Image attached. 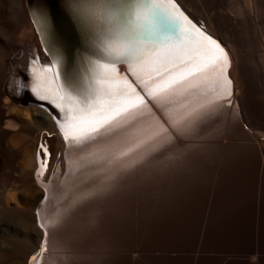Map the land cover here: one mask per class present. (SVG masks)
<instances>
[{
    "label": "bare ground",
    "instance_id": "bare-ground-1",
    "mask_svg": "<svg viewBox=\"0 0 264 264\" xmlns=\"http://www.w3.org/2000/svg\"><path fill=\"white\" fill-rule=\"evenodd\" d=\"M175 1L180 6L182 13H177L174 11L172 14H170L169 17L170 18L172 17L175 19L176 32L173 34L172 39L180 47L177 48L176 50H174L171 53V55L169 56V58L163 64L160 65V68H161L160 72L157 73L155 71H152V72L145 73L143 80L138 79L136 76H133L131 73L129 74L128 69L125 65L120 66V68H119L120 72L128 75L129 83H130L132 89L134 90V92L138 94V96H136V95L131 96L126 103H122L117 108H115L114 110L107 112V114L104 116L105 122H103V126L98 127V130L96 132L91 133L90 135L86 136L80 142H76V141H73L71 139L65 141L64 135H63L62 130H61V124L63 123L62 118H61V120H57L46 109H43L37 105H31V106H29L28 109L20 107L21 109H24V112H25V110H26V112L33 111L34 114L36 112L37 115H40L41 121L39 120L40 122L39 121L38 122L42 126L48 127V128L45 127V129L48 130V133H54L52 136L54 139H56L55 142H57L56 146H57L58 150H56V152H58V155L53 154V151L51 150L50 142L52 139H50V138L52 136L48 135V137H47V135L44 133L45 135H44V137H42V132H38L37 129L30 126V124H25L21 121V119L19 120V119H16L14 117L15 120L14 119L13 120L16 121V122H14V123H16V126H17V124H20L21 125L20 131L22 133H25V134H22L23 137H26V134H27L28 136H30L29 139L33 141L32 145L29 146V148L32 147V150H31V153L29 152L30 154H28V156H30V157H29V160L27 162L28 165H26L29 168H32V172H29V170L27 171L26 169H25L26 171H24L23 169L21 170L19 163H17V161H16V160H18L17 158H18L19 154L21 153L20 152L21 148H19V146L17 144H15V142H14L16 139V136H12V135L10 136L9 133H6L5 131H4L5 133L3 131L0 132V264H50L51 262H48L49 261V260H47L48 258L52 259L51 261L55 264H63V262H65L66 255L60 254L63 258V259L62 258L61 259L64 261L60 260L59 257H56L57 255L54 257L51 255V239L52 240L54 239V241H57L59 238L62 239V237L64 235L61 237L59 231L66 228L69 224L73 223L72 220H73L75 214L77 212H79L80 210H82L86 204L92 203V209H93V207L95 205L101 206L102 203H104V202L107 203V202L114 200V198L116 197V195L120 189L126 188L128 185L131 184V182L133 180H135V179L137 180L141 175H142V177H144L143 174H146L144 172L147 170H150V167H152V165L156 166V164H160V162H162V164H163L164 160L167 161L170 158L172 159V154H173L172 149L198 147L199 144H201V143L203 144L206 141L210 140V138L213 137L215 134L217 135V132H219V130L221 131L220 133L223 134L220 137V134L218 133L219 137H220L219 139L220 140L222 139L220 143L222 145L223 144L225 145L226 141H228L230 138H232V136L230 137V135H231V133L233 134V131L231 133L229 131V130H231L232 126H234L235 124L240 125L242 120H245L244 119L245 114H243L242 105L240 106L239 100L237 97L238 92L236 89L235 78L233 79V77H232V75L234 76V72L232 74V71L234 69V64H235L234 63V60H235L234 51L235 50L233 48L232 43L229 41L230 39L223 37L225 34L224 35L220 34V31H218L216 29V27H214L212 25L208 16L204 15L203 13L202 14L199 13L200 11L197 12L196 10L195 11L190 10V8H188V6L185 5L183 0H175ZM245 1H246L245 5L248 6L250 10L253 11V8H252L253 6L250 7V5L253 1L252 2H251V0H245ZM1 2L5 3L3 0H1ZM8 5L9 6H4V4H3V7H6V9H8L7 7L11 8L10 9L11 12L16 11V9L22 10L21 16H23L25 19L23 18V20H24L23 21L22 18L20 17L21 18L19 20L20 26H17V24H16V26H14L15 23H14V25L12 23V26H9L6 23H5L6 25L3 23V22H5L4 21L5 19H2L0 16V19H1L0 22L3 20L0 23V91L4 87L9 86V89L12 91V93L19 95V96H22V90L21 89L23 87L22 86L23 81L20 78V73L22 71H25L28 75H30L32 77V79L34 81V85H35L37 83L36 78H35L37 68H39V67L44 68L46 73L48 74V76L51 77L54 75V71H53L54 67H53L50 59L46 56V54L43 51V48L40 44L39 37L36 34L35 28L31 22V19H30L29 11H28V8L26 5V0H8ZM0 6L2 8V5H0ZM22 6H23V8H21ZM159 7H162V10H165V1L164 0H161V4L159 5ZM3 9L5 10V8H3ZM247 12H249V10H247ZM3 14L5 15V13H3ZM18 14H20V13L18 12ZM18 14H17V17L19 16ZM251 14H253V12ZM247 15L248 14H246V16ZM250 15H248L247 17H251ZM15 17H16V14H15ZM15 17L12 18V16H11L9 18L8 17H6V18H8V20L9 19L11 20V18L15 20V19H17ZM16 21H18V20H16ZM185 31L198 32V33L203 34L204 36L210 37L212 40L217 41L219 43V45L222 46L224 51L220 52L218 49H215V46H212L213 49H215V55L214 56L205 57L202 54H198L195 51V49L197 47V45L195 43H186L185 40L182 39V33H184ZM19 32H20V36H18ZM23 44H26V48H25L26 51H28V48L30 50L29 55L27 57V60L21 61L24 65H26L27 68L22 69L19 66H16L17 67V68H15L16 74L14 76L15 79H13L12 78L13 77L12 69L7 64V61L9 59V57L11 55H13L14 53L17 54V56H20L22 54L19 52H20V50L23 49ZM224 53H226V55ZM261 54H263V51ZM25 62H27V63H25ZM235 62H237V61H235ZM181 67H183L185 69L190 68L191 71L185 70L182 74H177L176 70L178 68H181ZM236 68H237V64H236ZM169 72L172 73L171 77L168 76ZM234 77H236V76H234ZM162 78L166 79L167 83H165L161 87L157 88V86H156L157 82L161 81ZM6 93H7V91H6ZM33 94L37 98H39L34 92H33ZM1 95H3V94H1ZM0 99L3 100L2 97ZM17 103L18 102L14 100L13 103L9 106V108L11 110H16L18 113L21 111V109L17 107V105H16ZM2 107H0V115H2L1 114L2 113ZM41 109L44 110L45 112L42 111ZM60 115H62V114L60 113ZM36 119H38V118L36 117ZM58 121H60L61 124H58ZM1 122H2V120L0 118V123ZM11 122L13 123V121H11ZM99 123H100L99 121H92L87 125V127H89V128L96 127V126H98ZM36 125H39V124H36ZM249 128L255 133V135L252 136V139L254 138V141H255V139L258 138V136H257L258 134L251 127H249ZM236 129H237V127H236ZM238 129H240V128H238ZM234 131H235V129H234ZM237 131L238 130H236V132H235L236 134H238ZM235 133H234L233 138L238 137L237 139L241 140L243 138V140H244V137L240 136L241 132H240V134H238L240 136V138L238 135L235 136L236 135ZM236 138H235V140H236ZM180 139L182 140V142H179ZM213 139H215V138H213ZM213 139H211V140H213ZM246 139L247 138H245V140ZM239 140H237V141L240 142ZM231 141H232V139H231ZM231 141H229V142H231ZM233 141H234V139H233ZM213 142H215V141H213ZM229 142H228V144H229ZM206 144H208V143H206ZM239 144H237L238 149L240 147ZM39 145H41L40 149H39ZM229 145L231 146L230 149H232V146L234 145V143H233V145H231V144H229ZM229 145H227V146L229 147ZM242 145H244V144L242 143ZM247 145H249V144L247 143ZM250 145H253V144H250ZM256 145L254 144L253 147ZM227 146H225L226 147L225 149H227ZM234 147H235V145H234ZM250 147H252V146H250ZM256 147H258V146H256ZM218 148L220 149V147L217 146L216 149H218ZM235 148H233V149L236 150ZM257 149H255V150H257ZM223 150H224V148H223ZM248 150H250V149H247V151ZM252 150H253V148H251V152H252ZM213 151L219 152V151H216L215 149ZM213 151H211V153H213ZM225 151H226L225 152L226 154H230L232 152L231 150H228V149ZM227 151H230V152L227 153ZM240 151H242V154H244L243 150H241V149L238 150V152H240ZM235 152L237 153V150ZM256 152H258V151H256ZM204 153H206V152H204ZM204 153H203V155H205ZM211 153L209 152V154H211ZM232 153H234V152H232ZM245 153H249V151L245 152ZM257 154H259V153H257ZM214 155H216V157L219 156V155L217 156V154H214ZM57 156H59L58 159H57ZM209 157H210V161L213 158L215 159V160H212L215 162V164L217 163L216 161L219 160V158L212 156V154ZM224 157L226 158V156H224ZM251 157L254 158L255 156L253 157V155H252ZM239 158H237V160H239ZM246 158H244V160L245 161L248 160L247 165H249L248 162L252 163L251 160L250 161H249V159L246 160ZM259 158H261V157H259ZM222 159H224V158H222ZM229 159H230V162L232 163L233 160L236 158H233L232 161H231V158H228V159H226L225 162L230 163V162H228ZM207 160L209 161L208 158L205 161H207ZM177 161H179V160H177ZM199 161H201V160L199 159ZM235 161L236 160H234V162ZM192 162H194V161H192ZM192 162H191V165L187 164V163L186 164L190 165V168H191L193 165ZM209 162H207L208 163L207 165L210 164ZM237 163H238V161H237ZM237 163H236L237 166H235L234 169L231 168L232 170H235V168L239 167V166H243L245 168V166L243 165L244 163H242V161H241V165L239 164L240 162L238 164ZM256 164H258V163H256ZM187 165H185V166H187ZM203 165L206 166V162ZM221 165L224 166V168H226V169L230 168L228 164H227L228 166L226 165V163L222 162ZM231 165H233V164H231ZM250 165H252V164H250ZM250 165H249V167L251 168ZM200 166H202V163H201V165H199V167ZM211 166L212 167L214 166L213 162H211V165H209L210 168H211ZM188 167H185L186 171L184 170V167H183V170L181 169L183 172L185 171L183 173L184 175L186 174L187 171L190 170V168H189V170H187ZM193 167L195 168V165ZM209 167H207L205 170L209 171V173H208L209 175L208 174L207 175L210 177L212 175L211 174L212 171H210L211 169ZM214 167H213V169H214ZM221 167H220V172L222 173L223 169L221 171ZM227 167H229V168H227ZM231 167H233V166H231ZM259 167H260V165H259ZM172 168L176 169L177 165H176V167H174V165H173L171 167V169ZM204 168L202 167V169H204ZM191 169L193 170V168H191ZM199 169L200 168H198V170ZM260 169H261V167H260ZM177 170L179 172H181L180 169H177ZM177 170L173 169V172L174 171L178 172ZM192 170H190V172ZM205 170H203V171H205ZM215 170L216 169L213 170L214 171L213 175L215 174ZM232 170H230V172ZM245 170H246V168H245ZM199 171H198V173H199ZM235 171H237V173H236V175H237L238 170L236 169ZM235 171H233V172H235ZM241 171L243 172L244 169L242 168V170H241V167H240V174H238V175L244 176V174L241 175ZM158 172H159V170H158ZM201 172H202V170H201ZM206 172L207 171H205L203 173H206ZM226 172L227 171H225L224 172L225 174L223 173L222 176L221 175H218V176L225 178L226 176H223V175H228ZM195 173H196L195 174L196 176H199V179L203 175V174L198 175L197 172H195ZM243 173H245V171ZM262 173H264V172H262ZM167 175H168V173H167ZM193 175H194V172H193ZM195 175L192 177L189 176V178L190 177L193 178V177H195ZM204 175H206V174H204ZM207 175L205 177L203 176L204 177L203 182L206 181L208 183V181H209V183H210L211 178H213V177L211 176L210 180L207 181V178H209V177H207ZM245 175H246V173H245ZM248 175L251 176L250 172ZM248 175L246 177H249ZM254 175H252V176L255 177V179L253 177H249V179L253 178L254 180H258L257 178L260 177L259 173L254 174ZM256 175H258V176H256ZM175 176H177V175L172 176V178L174 177L173 180L175 179ZM187 176L188 175H186L184 177V176L180 175V177L181 178L184 177L185 180H186ZM160 177H162V176H160ZM166 177L167 176L165 175V178ZM169 177H171V174L167 178H169ZM180 177L176 178V181L179 182V180H180L179 183L182 184L183 181H181V180H184V179L183 178L180 179ZM229 177H234V179L236 180V178H235L236 176H234V174H233V176L231 175ZM172 178H169L170 182L173 181ZM189 178L187 179L188 182L190 180ZM197 178H196V181H197ZM218 178H220V177H218ZM224 178L223 179L220 178V179L226 180ZM237 178H238L237 181L234 180L236 184H239L237 182H241V181H238L240 179L242 181L245 180V179H243V177L240 179H239V177H237ZM24 179H27L29 183L33 182L34 185H36L38 192H40L38 194L41 195V197L39 199H37V201H36L38 203L30 201L29 199H25L23 197V195L25 193L22 194L21 192L20 193L17 192L18 191L17 186H19V184L22 183L24 181ZM30 179H31V181H29ZM169 179L165 180V181L163 179L162 180H163V182H166V181H169ZM193 180H195V179H193ZM202 180H200V182ZM213 180H215V179L213 178ZM157 181L159 184L160 181L159 180H157ZM220 181H219L220 185L222 183H223V185L225 184V182L220 183ZM230 181H232V180L230 179ZM247 181L245 182V185L242 184V182H241L242 186L243 185L246 186L245 188L243 186L244 189H247V185H246ZM250 181L247 183V184H249V186H251ZM170 182H168V183L170 184ZM186 182L184 181L183 184H185V185L188 184L190 186L189 190H191L192 189L191 187H193L194 185L192 186V184L190 185L189 183H186ZM192 182H194V181H191V183ZM200 182H198V183H200ZM206 182H205V184H206ZM213 182L214 181H212V184H213ZM217 182H218V180H217ZM228 182L226 181V185H225V187H227V189L225 190L226 193L228 192V188H229ZM179 183L177 185V183L173 182L172 185L174 184V185H177V187L179 186L178 189L180 191L179 190L178 191L182 192L183 188L181 187L182 190L180 189L181 185ZM209 183H208V185H209ZM233 183L234 182H232L231 184H233ZM258 183L259 182L257 181V184ZM149 184H151V183H149ZM158 184L156 183V186H154L152 184L151 185L154 186V189H155V188H157ZM193 184H197V183H193ZM234 184H233V186L230 185V189H234ZM168 185L167 186L161 185L162 188L160 190H162V192H164L163 189L165 187L164 190L166 191V193H167V191L170 192L172 190V188H175V191H177L176 186L172 187L171 184H170L171 190H167V189H170L168 187ZM202 185H203V183H202ZM218 185H216V187ZM152 186L149 189H147V188L145 189V190H147L146 195H145V190H143L144 192H142L143 193L142 200L144 198L147 200L148 198L152 197L150 195H147V194H151L150 192L153 190ZM198 186H200V185H198ZM204 186L205 185L200 186V190H202ZM147 187H149V186H147ZM166 187H168V188H166ZM188 187H187V189H188ZM196 187L197 186L194 187L195 190L198 189ZM205 187H207V185ZM222 187L218 186L219 189ZM235 187H237V186L235 185ZM262 187L264 188L263 183H262ZM262 187H260V190H264V189H261ZM208 188L210 189L209 186H208ZM239 188L240 187H238V189ZM243 188L241 187V189H243ZM251 188L250 189L253 190V192H255L256 189L259 191V186L255 190L253 189V187H251ZM150 189H152V190H150ZM222 189H224V187ZM222 189H220V191ZM148 190H150V192ZM212 190H214V189H212ZM215 190H216L215 192L218 193L219 190L217 191V188ZM237 190H234V191L237 193L238 192ZM204 191L205 192L207 191L206 195H208L210 193V192H208V190H204ZM232 191L233 190H231L229 192L232 193ZM234 191H233V194H234ZM240 191H242V190H240ZM249 191H247V193ZM12 192L15 194H13ZM154 192L155 191L153 190L152 194H154ZM177 192H175V194H174V196L175 195L177 196V198L175 197L176 201H177V199L182 198L181 196L176 194ZM187 192L191 193L192 191L189 192L187 190ZM194 192L195 191H193L192 193H194ZM221 192H224V190ZM229 192H228L229 197H225V196H227V194L225 192H224L225 196L223 195V193H220L219 195L222 197V199H221V197L218 198L219 196L217 195L218 200L216 199V196H215L216 194H215L213 197V201H214V199H216V201H219V200L223 201L224 200L223 202L228 203V201H230V200L232 201V199H233L232 202L235 203L234 201H236V200H234V199L237 196H234L235 194L234 195L231 194V197H232V199H231ZM243 192H240V193H243ZM262 192L264 193V191H262ZM159 193L162 194L161 192H159ZM185 193H186V191H185ZM192 193L190 195H192ZM199 193H200V196H202L201 195L202 192H199ZM251 193H252V191H251ZM163 194L165 195V197L166 196L169 197V195H167L168 193L165 194V192H164ZM171 194H173V193H171ZM178 194H180V193H178ZM196 194H198L197 190H196L195 195L190 196L188 198H185V197H187V196H185L187 194H185V195L182 194V195L184 196V199H187V201H189L191 203L193 200L191 201L188 199H191V197H193L194 199H197V198H195ZM252 194L250 195V193H249L250 196L248 195V197H250L251 200L253 199V196H254V198H256V196H257L256 192L253 196H252ZM144 195L147 196L148 198L144 197ZM164 195H162L161 198ZM203 195L206 197L205 194H203ZM237 195L239 197L240 194L237 193ZM178 196H179V198H178ZM208 196L210 197V194ZM251 196H252V198H251ZM261 196H262V194H261ZM167 197H166V199H167ZM224 197H225V199L229 198V200L225 201V199H223ZM240 197L242 198L243 196H240ZM244 197H246L245 194H244ZM128 198H127V200H128ZM139 198H141V197H139ZM175 198H174V200H175ZM241 198H239V199H241ZM12 199L16 201L15 204L10 203V201H12ZM168 199H170V198H168ZM168 199H167V201H168ZM181 200L184 201L183 198ZM256 200H253V201H256ZM262 200H264V198H262ZM129 201L127 203H129ZM145 201H143V202H145ZM149 201H147L146 203H148ZM162 201H163V206H164V202H167V201L166 200L164 201V199ZM170 201H171V199L169 200V204L167 202V204L169 206H170ZM198 201L199 200H196V201L194 200L195 203L197 202L196 203L197 206H198ZM216 201H214V202H216ZM239 201L241 202V200H239ZM243 201H246L245 198H243L242 202ZM247 201H248V203L243 202V203L248 204L246 206H249V204H250L249 202H251V203L253 202V201H249V199H247ZM220 202H218V204H217V202L214 203L215 205L217 204L216 205L217 207L214 204H212V206L214 205V208L216 207L215 210L211 207V210H213L214 213L220 211L218 209H220L221 207L223 208V206L225 207L227 205L226 203L221 202L223 205L220 204L221 205L220 206L219 205ZM232 202H230L231 205H232ZM40 203H42V205H40ZM125 203L126 202L124 201V204ZM172 203H173V201H172ZM178 203H179V201L175 204L178 205ZM185 203H187V202H185ZM185 203L181 202L179 204H180V206H182L181 204H183V207H184V206H186V205H184ZM201 203L202 202L199 203L200 207H203V206H201ZM205 203H202V205ZM210 203L211 202H209V206H210ZM230 203H228V204L230 205ZM240 204L244 205L242 203H238L237 205L236 204L232 205V207H234V206L236 207V209H237L236 212H235V209L230 207V208H232L231 210H233L234 214L235 213L237 214L238 212L244 214L245 212H247L246 209L243 211L244 208L241 207ZM129 205H127L128 209H129ZM133 205H134V203H132V205H130V208H131V206H132V208H134ZM187 205H189V206H187L188 210H186L188 212L190 210L189 208H191L193 206H190L189 203H187ZM191 205H193V203ZM229 205H227L228 207L227 206L226 207L229 208ZM161 206H162V204H161ZM163 206H162V209L165 210V207L163 208ZM167 206H166V208H169ZM218 206H220V207H218ZM237 206H239L241 208V209H239V210H242L241 212L238 211L239 207H237ZM253 206H254V202H253ZM125 207L126 206L122 207L123 211H126ZM140 207H142V206L140 205ZM178 207H179V205H178ZM183 207H180V208H183ZM194 208H195V205L193 207V210H194ZM262 208H264V204H263ZM96 209L94 211H96ZM107 209H108V207H107ZM107 209H105V210H107ZM116 209H118V208H116ZM203 209H207V207L205 208V206H204ZM253 209H254V207H253ZM253 209L251 211H253ZM36 210H37V214H36ZM129 210H127L126 212H128ZM180 210L181 209H179V211ZM200 210H201V208H200ZM227 210L230 211V209H226V211ZM248 210H249V208H248ZM221 211L218 212V213H221L220 216L217 213H215V215L217 214L219 216V217L218 216L217 217L222 219V220L217 219L215 217V219L218 221H216L214 218H213V220H214L213 221L212 218L209 216L210 217L209 219H211L213 221V226H214V222L215 223L218 222V224H221L223 222V220L226 218L225 217L223 219V217L227 214V212L225 214V208H224V210H221ZM254 211L259 213V211L255 210V209H254ZM91 212H93V211H91ZM160 212H163V210ZM200 212L202 213V210L199 211L198 213H200ZM249 212L246 213L247 214L246 216L249 217V220L251 219L250 220L251 222L256 223L257 220L255 218H253L254 215H252V217L250 218ZM263 212H260L262 214L261 215L262 217H260L261 219L259 218L260 221L262 220V222L260 223V227H262L261 225H264V223H263L264 220L262 219L264 217ZM174 213L178 214L179 212L177 211ZM239 213L237 216L240 215ZM96 214H99V213H96ZM116 214H118V211ZM116 214H114V215H116ZM222 214H225V215L222 217L221 216ZM109 215H110V212H109ZM112 215H111V217H109V216L108 217L112 218ZM227 215H230L229 212ZM237 216H235V217L237 218ZM241 216H244V215H241ZM255 216H257V215H255ZM90 217H92V216H89V218ZM94 217L96 218V216H94ZM104 217H105V215H104ZM230 217H232V216H230ZM230 217L226 218L227 219L226 221L228 224L231 221L234 222L233 220L230 221ZM248 217H245L242 219H245L244 221H246V220H248L247 219ZM89 218H88V220H86L87 218H85V219L83 218V220H85V223H86V221L87 222L89 221ZM97 218H98V215H97ZM92 219H94V218H92ZM104 219H106V217L103 218V220H100L98 218V221L100 220V222L97 221L99 223V226L97 223V227H100L101 225H103V227H104V224L107 222V220H106L104 222V224H102ZM114 219H116V218H114ZM231 219H233V217ZM237 219H239V218H237ZM211 220L208 221V224H209V222H212ZM249 220H248V222L250 224H252ZM163 221H164V219H163ZM220 221H222V222H220ZM226 221L223 222L225 225H227ZM109 222L112 223L113 221L110 220ZM248 222L246 223V225L248 224ZM93 223L96 224L95 220L93 221ZM93 223H91L92 224L91 226H94ZM114 223L115 222H113L112 224H114ZM202 223H201V225H202ZM223 223L221 225H223ZM239 223L240 222H238V224ZM258 223H259V221H258ZM46 224H47V226H46ZM112 224H110L112 227L111 226L107 227L109 225L107 223L106 224L107 226H105L104 228L102 227L101 230L103 231V229H105L106 232L110 233L109 231H112V233H113V231H114L113 226L114 225H112ZM210 224L212 225V223H210ZM236 224L234 223V227L232 226L233 223L229 224V226L231 225L233 227V229H232V227H229V226L226 228L225 225L222 226L223 231H222V228L220 226H217L216 229L219 228V230L221 229L220 231H222V233L227 232L228 235L232 234V236L234 235V232L237 233L239 235L238 237H237V234L235 236H233V238H232V236H229L233 239V241L230 240L231 241L230 243H232V242L234 243V241H236L237 238H240L243 235L241 233V236H240V233L237 230L238 226L237 227L235 226ZM87 225L89 226V224H87ZM87 225H85V228H88ZM211 225L209 226V228L211 227ZM240 225L242 226L241 223H240ZM256 225H257V223H256ZM247 226H245V229L247 228ZM255 226H253V227L255 228ZM106 227L108 229L111 228V230L110 229L108 230ZM224 227H225V229H224ZM253 227L251 226L252 229H253ZM76 228H77V226H76ZM93 228L90 229L92 232L89 231V229H88L89 233H93V230L95 229V228L94 229ZM263 228H264V226H263ZM263 228H261V229H263ZM82 229L83 228H81L80 230L82 231ZM98 229H100V228H97L96 230H98ZM216 229L213 230L211 227V230H213L217 233ZM248 229H250V228H247V230ZM85 230H87V229H85ZM85 230H84V233L80 236V239H81V237L85 238L84 237V234L86 232ZM195 230H197V229H195ZM211 230L208 229L209 232ZM228 230L229 231L231 230L232 232L234 230L235 231L233 233H231V231H230V233H229ZM213 231H211V232L213 233ZM240 231L242 232V228ZM250 231H251V229H250ZM253 231L254 230H252V232ZM106 232H104V233H106ZM211 232L210 233L207 232V233L211 235L212 234ZM215 232L211 236L218 234V237H215V238L216 239L220 238L219 236L221 235V232H220V234L219 233L216 234ZM257 232L259 233L260 231H257ZM72 233H74V232H72ZM112 233H110L109 235H111ZM114 234H112V235H114ZM254 234H256L255 231H254ZM85 235H88V232ZM205 235H204V238H205ZM207 235H206V237H207ZM222 235L224 236V234H222ZM226 235L224 238L222 236V239H218L220 241L222 240L220 243H222L225 240H228V239H226V237H228V235L227 236ZM246 235L248 236V233H246L243 237L245 239L249 238ZM47 236L49 238L48 240H46ZM72 236H75V235H72ZM76 236H78V235H76ZM211 236H209V237H211ZM260 236H263V234ZM78 237L75 238L76 239L75 242L78 241L77 240ZM209 237H207L208 240H209ZM234 237H236V239H234ZM175 238H176V236H175ZM185 238H187V236ZM211 238H214V237H211ZM215 238H214V240H215ZM241 238L239 239V241H243V240L245 241V239L242 238L243 240H241ZM260 238H263V237H260ZM45 240H46V244H48L47 253H43V248L45 246ZM247 240L249 241V239H247ZM260 240H262V239H260ZM209 241H211V240H209ZM217 241H215V242H217ZM239 241H237V242L240 245ZM228 242H229V240H228ZM228 242L225 241L222 244H227ZM65 243H66V240H65ZM69 243H70V240H69ZM71 243H73V244H75V246H77L78 242L77 243L71 242ZM212 243L213 242L211 241L208 244L212 245ZM230 243H228V245ZM233 243H232V245H235V246L237 245V243H235V244H233ZM248 243L244 242L245 245L243 243H241L247 247L245 248L244 246H240V248L242 247V248L248 249V245H246ZM84 245H85V241H84V244L80 245L79 247L83 248ZM210 245H208V246L210 247ZM232 245H231V247L234 248V246H232ZM239 245H238V250H240ZM55 246L54 247L57 250H61V251L64 250V247L62 246V244L60 242H58V244L56 243ZM67 246H68V244H67ZM67 246H66V248H67ZM214 246L215 247L211 246L210 248L205 246L204 248H207V250L210 249L211 251L217 250L218 248L214 249V248H216L217 245H214ZM79 247H77V248H79ZM217 247H219V245ZM73 250H76V249H73ZM189 250H191V249H189ZM201 250H203V249H201ZM225 250H227V248H225ZM228 250H230V248ZM217 251H220V250L218 249ZM71 252H72V249H71ZM234 253H235V251H234ZM42 255L43 256L49 255V256H48V258L40 259V257ZM177 262H175V263L181 264V263H177ZM191 262H193V261H191ZM175 263H173V264H175ZM170 264H172V262Z\"/></svg>",
    "mask_w": 264,
    "mask_h": 264
},
{
    "label": "snow or ice",
    "instance_id": "snow-or-ice-1",
    "mask_svg": "<svg viewBox=\"0 0 264 264\" xmlns=\"http://www.w3.org/2000/svg\"><path fill=\"white\" fill-rule=\"evenodd\" d=\"M168 2L171 4V0ZM160 4L161 0H66L89 51L82 56L81 71L61 82L63 56L50 45L57 72L49 77L44 68H37V83L32 89L40 100L48 101L61 112L63 123L58 124L65 141L80 142L103 126L107 112L126 103L131 96H138L128 75L120 72L121 65L143 80L145 73L160 72V65L180 47L172 39L175 25H161L159 21L155 8ZM36 22L47 43L50 27L47 12L38 13ZM182 39L195 43V51L205 57L214 56L215 49L224 51L217 41L198 32L185 31ZM185 70L191 71L181 67L176 72L182 74ZM171 75L169 72L168 76ZM165 83L167 80L162 78L156 86ZM92 121L100 123L87 127Z\"/></svg>",
    "mask_w": 264,
    "mask_h": 264
},
{
    "label": "rangeland",
    "instance_id": "rangeland-1",
    "mask_svg": "<svg viewBox=\"0 0 264 264\" xmlns=\"http://www.w3.org/2000/svg\"><path fill=\"white\" fill-rule=\"evenodd\" d=\"M3 1L5 3H2L0 0V5H2V8L0 6V9H1L0 11L2 12V13L0 12V16L2 19H5L4 20L5 22H3V23L4 24L6 23L9 26H12V23L14 25V23H15L14 26H16V24H17V26H20L19 20L21 18L23 20V18H24L23 16H21L22 10L16 9V11L18 10L17 12L12 10L14 12L13 13L10 10L11 8L7 7L8 9H6V7H3V4H4V6H9L8 0H6V1L3 0ZM183 1H184L185 5H187L188 8H190V10H194V11L196 10L197 12L200 11L199 13H201V14L203 13L204 15L208 16L212 25L214 27H216V29L218 31H220V34H222V35L225 34L223 37L230 39L229 41L232 43L233 48L235 50L234 51V54H235L234 63L235 64H234V69L232 71V74L234 72V76H236V77H234L233 75H232V77H233V79L235 78L236 89H237V92L239 93V94L237 93V97H238L240 106L242 105L243 114H245V117H244L245 120H242L240 125L235 124L234 126H232L231 130H229L230 133L233 131V134L231 133L230 137L232 136V138L229 137L230 139L228 141H226L227 144L225 143V145L224 144L222 145L220 143L222 139L220 140L219 138L223 134H221L220 133L221 131L219 130V132H217V135L215 134L213 137L210 138V140L213 138H215V139H213L211 141L208 140L203 144L201 143L198 145V147H217V146L218 147H225L229 144L233 145V143H234L235 147H238L237 144L240 143L239 145L241 147L242 143L244 144L242 146H246L248 143L249 145H247L246 147H248V146L253 147L254 144L255 145L257 144L256 146L264 148V57H263L264 56L263 55L264 54V0H251V2L252 1L253 2L251 3L250 7L253 6L252 7L253 11L250 10L249 7L245 5L246 4L245 0H183ZM3 8H5L6 11ZM21 8H23V6ZM247 10H249V12H247ZM18 12L20 14H18ZM252 12H253V14H251ZM3 13H5V15ZM15 14H16V17H15ZM17 14L19 15L18 16L19 18L17 17ZM246 14H248V15L251 14L250 15L251 17H247L248 15L246 16ZM10 15L12 16V18L15 17L17 19L14 20L11 18V20L9 19L10 20L9 21L8 18L11 17ZM5 16L8 18H6ZM16 20H18V21H16ZM18 36H20V32L18 33ZM25 48H26V44H23V49L20 50V52H19L22 54L20 56H17V54L14 53L13 55H11L9 57V59L7 61V64L12 69V72H13L12 78L13 79H15L14 76L16 74V69H15V68H17L16 66H19L22 69L27 68L26 65H24L21 62V61L27 60V57H28L29 52H30L29 48H28V51H26ZM262 51H263V54H261ZM235 61H237V62H235ZM25 63H27V62H25ZM236 64H237V68H236ZM7 87L9 88V86H7ZM5 88L6 87H4L0 91V93L2 92L1 94H3V95L0 94L1 95L0 98L2 97V99H3V100L0 99V107H2V106L4 107V108L2 107V113H1L2 115H0V118L2 120V122L0 123V125H1L0 126V130H1L0 132L5 131L6 133H9L10 136L11 135L16 136V139L14 142H15V144H17L19 146V148H21V150H20L21 153L19 154V156L17 158L18 160H16V161H17V163H19L21 170L22 169L24 171L29 170V172H32V168H29L26 165H28L27 162H28L29 157H30V156H28V154H30L31 150H32V147L29 148V146L32 145L33 141L29 139L30 136H28L27 134H26V137H23L22 134H25V133H22L20 131V126H21L20 124H17V126H16V123H14V122H16V121H14L15 120L14 117L16 119H19V120L21 119V121L25 124H30V126L37 129L38 132H42V137H44L45 134L47 135V137H48V135L52 136L54 133H48V130L45 129V127H47V126L44 127L39 123L41 121L40 115H37L36 112L34 114L33 111L26 112V110H25V112H24V109H21V108L28 109L29 106H24L23 104L17 103L16 105L18 108L21 107L20 108L21 111L17 113L16 110H11L9 108V106L13 103V101L9 97V95L6 93ZM42 111H44V110H42ZM36 117L38 119H36ZM11 121H13V123ZM35 123L39 124V125H36ZM236 127H237V129H236ZM249 127H251L258 134L257 135L258 138H256L255 141H254V138L252 139V136H254L255 133ZM238 128H240V129H238ZM234 129H235V131H234ZM236 130H238V131L240 130L239 132L237 131V133L240 134V132H241L240 136L241 137L243 136L244 140H245V138H247V139L244 141L243 138L241 140H239V139H237L238 137L237 138L235 137L236 138V140H235V138H233V137H234V133L236 132ZM218 133L220 134V137H219ZM238 134H236L235 136H237ZM240 136H239V138H240ZM50 139H52L50 142L51 150L53 151V154L58 155V152H56V150H58L57 146H56L57 142H55L56 139H54L53 136ZM231 139H232V141L234 139V141L232 142ZM237 140H239L240 142H238ZM213 141H215V142H213ZM229 141H231V142H229ZM179 142H182V140L180 139ZM228 142H229V144H228ZM206 143H208V144H206ZM250 144H253V145H250ZM234 145L232 147H234ZM40 146L41 145H39V149H40ZM256 146H254V147H256ZM229 147H231V146L229 145ZM58 158H59V156H57V159ZM29 181H31V179ZM140 188H141V186L138 185V187H136V189L132 190V187L130 184L126 187V191L121 192L118 196H116L114 198V200L107 202V203L104 202V203H102L101 206L95 205L93 207V209H92V203L86 204L82 210H80L79 212H77L75 214V216L72 220L73 223L69 224L66 228L59 231L61 237L64 235L62 237V239L59 238L57 241H54V239L53 240L51 239V255L53 257L57 255L56 257H59L60 260L63 259L61 256L62 254L66 255L65 262H63V264H107V263L109 264V262H110L109 243H110V238L112 237L114 239V243L117 247V252H118L117 255L115 256L116 257L115 263L123 264V256L121 255V250L123 248V245L125 244V234H124L125 229H128V233H129L128 237L131 238V243L133 244V251H135L136 247H137L136 246V240H137V235L139 234V226L141 223V214L139 211V209H140L139 204L141 203V200L139 198ZM17 190H18L17 192H19V193L20 192L22 194L25 193L23 195V197L25 199H29L30 201H33V202H36L37 199H39L41 197V195L38 194L40 192H38L36 185H34L33 182L29 183L27 179H24V181L22 183H20L19 186H17ZM13 194H15V193H13ZM127 198H128V200H127ZM124 201L126 202L125 204H124ZM128 201H129V203H127ZM10 203L15 204L16 201L12 199V201H10ZM36 203H38V202H36ZM132 203H134V205H133L134 208H132V206L130 208V205H132ZM126 204L127 205L130 204L129 205L130 210L128 209V206ZM40 205H42V203H40ZM124 206H126L125 207L126 211L129 210L128 212L123 211L122 207H124ZM107 207H108V209H107ZM116 208H118V209H116ZM95 209L97 212L94 211ZM105 209H107L108 211ZM37 210H36V214H37ZM91 211H93V212H91ZM117 211H118V214H116ZM109 212H110V215H109ZM96 213H99V214H96ZM113 213L116 215H114ZM93 215L96 216V218ZM97 215H98V218L100 220H103V218L106 217V219H104V221L102 223V224H104V222L107 220V222L104 224V227L107 226L106 225L107 223L109 224L107 227H110L111 226L110 224L115 222L114 224H112L115 226V227L113 226V228H114L113 230L115 232L113 231V233H112V231H109L112 234L115 233L114 235H112V236L109 235L110 233L106 232L105 229H103V231H102L101 229H102L103 225H101L100 227H97V223L100 222V220L98 221ZM104 215H105V217H104ZM111 215H112V218H109V217H111ZM89 216H92V217L89 218ZM113 217L116 219H114ZM83 218L84 219L87 218L86 220H88V218H89L90 222L88 221L89 222L88 223L86 221V223L89 224V226L85 223V220H83ZM92 218H94V219H92ZM109 219L113 222L110 223ZM94 220H95L96 224L93 223ZM91 223H93L94 226H91L92 225ZM85 225H87L88 228H85ZM46 226H47V224H46ZM76 226H77V228H76ZM98 226H99V223H98ZM81 228H83L82 229L83 232L80 230ZM91 228L94 229L93 233H89V231H91L90 230ZM97 228H100V229L96 230ZM85 229H87V230H85ZM88 229H89V231H88ZM109 229L111 230V228H109ZM84 230L86 231L85 234L88 232V235L84 234L85 238L81 237V239H80V236L84 233ZM72 232H74V233H72ZM104 232H106V233H104ZM72 235H75V236L78 235L79 237L76 236V237H78V239H77L78 241L75 242L76 237L72 236ZM48 239L49 238L47 236L46 240H48ZM64 239L66 240V243H65ZM46 240H45V246L43 248V253H47V249H48V244H46ZM69 240H70V243H69ZM84 241H85L84 247L83 246H82L83 248L79 247L80 245L84 244ZM58 242H60L62 244V246L64 247V250L61 251V250H57L55 248L56 247L55 245H56V243L58 244ZM71 242H74V243L78 242L77 246H75V244H73ZM67 244H68V246H67ZM66 246H67V248H66ZM77 247H79V248H77ZM71 249H72V252H71ZM73 249H76V250H73ZM48 256L49 255H47V256L42 255L40 257V259L48 258ZM47 260H49L48 262H51L50 264H55L51 261L52 259L48 258ZM62 261H64V260H62Z\"/></svg>",
    "mask_w": 264,
    "mask_h": 264
},
{
    "label": "crops",
    "instance_id": "crops-1",
    "mask_svg": "<svg viewBox=\"0 0 264 264\" xmlns=\"http://www.w3.org/2000/svg\"><path fill=\"white\" fill-rule=\"evenodd\" d=\"M223 148H224V150H223ZM226 147H220V149L218 150V149H216V147H194V148H181V149H172V159L170 158L169 160H167V161H165L164 160V165L162 164V162H160V164H156V166L155 165H152V167H150V170H147V171H145L144 173H146V174H143V176L144 177H142V175L136 180H133L132 182H131V187H132V190L133 189H136V187H138V185L139 186H141V188H140V192H139V197H141L140 199H141V206L142 207H139L140 209H139V211H140V214H141V223H140V226H139V234L137 235V240H136V250L135 251H133V244L131 243V238H129L128 236H129V233H128V229H125V244L123 245V248H122V250H121V255L123 256V264H168L169 262L171 263L172 262V264L173 263H175V262H177V263H181V264H215L216 262L218 263V264H264V228H263V226L264 225H261L262 227H260V223L262 222V220L260 221L259 220V218L260 217H262L261 215V213L260 212H263L264 210V208H262L263 207V204H264V200H262V198H264V193L262 192V191H264V190H260V187H262V183H263V186H264V173H262V172H264L263 170H264V148H262V147H246V146H241V147H239V149L236 147H232V149L233 148H235L236 150H237V153L235 152L236 150H232V149H230V147H227V149L228 150H231L232 152H234V153H230V154H226L225 152V150H227V149H225ZM251 148H253V150H252V152L255 150V149H257V150H255L253 153L251 152ZM211 149V150H210ZM216 150V151H219V152H215V151H213V150ZM243 150V152H244V154H242V151H240V152H238V150ZM246 149V150H245ZM247 149H250V150H248L249 151V153H245V152H248L247 151ZM203 150V151H202ZM208 151V152H207ZM211 151H213V153L214 154H217V156L218 157H216V155H214L213 153H211ZM256 151H258V152H256ZM204 152H206V153H204ZM209 152L212 154V156H214V157H216V158H219V160L218 161H216L217 163L215 164V162L214 161H212V160H215L213 157V159L210 161V157L209 156H211V154H209ZM228 152H230V151H227V153ZM203 153L205 154V155H203ZM208 153V154H207ZM225 153V154H224ZM256 155H255V154ZM257 153H259V154H257ZM165 154V153H164ZM207 154V155H206ZM222 154V155H221ZM232 154V155H231ZM249 154V155H248ZM251 154V155H250ZM234 155V156H233ZM253 155V157L254 158H252L251 156ZM209 159V161L207 160V161H205L207 158ZM224 156H226V158L224 157ZM232 156V157H231ZM237 156V157H236ZM242 158H241V157ZM258 156V157H257ZM205 157V158H204ZM241 159H240V158ZM247 157V158H246ZM259 157H261V158H259ZM201 160V161H199V159ZM222 158H224V159H222ZM228 158H231V161L233 160V158H236V159H234V160H236L235 162H234V160H233V162L231 163L230 162V159H229V161L228 162H230L231 164H233V165H231L230 163H227V162H225L226 161V159H228ZM237 158H239V160H237ZM244 158H246V160L247 159H249V161L251 160V162L252 163H250V162H248V164L250 165V164H252V165H250L251 166V168L249 167V165H247V161H245L244 160ZM221 159V160H220ZM260 159V160H259ZM177 160H179V161H177ZM204 162H203V161ZM217 160V159H216ZM255 160V161H254ZM259 160V161H258ZM182 161V162H181ZM192 161H194V162H192ZM198 161V162H197ZM237 161H238V163L241 165V161H242V163H244L243 165L245 166V168H246V170H245V168L243 167V166H239V167H236L235 168V170L237 169L238 170V174H240V167H241V170H242V168L244 169V171H245V173H246V175H245V173H243L242 171H241V175L242 174H244V176L246 177L248 174H249V172H250V175L251 176H249V177H253L252 175H254V174H257V173H259V176L260 177H258L257 179L258 180H254L255 179V177H253V178H250L249 179V177H244L243 175L242 176H240V175H236V173H237V171H235V170H232V169H234V167L235 166H237L236 165V163H237ZM257 161V162H256ZM158 162V163H159ZM174 164H173V163ZM180 164H179V163ZM189 162V163H188ZM191 162L193 163V165H192V167L191 168H193V170L190 168V165H191ZM202 163V166H200L199 167V165H201V163ZM205 162H206V166H204L203 164H205ZM207 162H209L210 164L209 165H211V162H213L214 163V169H216L215 170V176L213 175V167L211 166V168L209 167V165H207L208 163ZM222 162L223 163H226V165L228 164L229 165V167H227V168H229V169H226V168H224V166H222L221 164H222ZM177 163V164H176ZM190 164V165H187V164ZM196 163V164H195ZM200 163V164H199ZM237 163V164H238ZM246 163V164H245ZM256 163H258V164H256ZM179 164V165H178ZM198 164V165H197ZM174 165V167H176V165H177V168L175 169V168H172L171 169V167ZM185 165H187V166H185ZM195 165V168L193 167ZM197 165V166H196ZM213 165V164H212ZM217 165V166H216ZM225 165V164H224ZM227 165V166H228ZM233 166V167H231V166ZM259 165H260V167H261V169H260V167H259ZM155 166V167H154ZM163 168H162V167ZM189 166V167H188ZM222 166V167H221ZM248 166V167H247ZM183 167H184V170H185V167H188V169L187 170H189V168H190V170H192L191 172H190V170L189 171H187L186 172V174L184 175L183 173L186 171H182L183 170ZM202 167L204 168V169H202ZM207 167H209L211 170L210 171H212L211 172V176L215 179V180H213V178H211V176L209 177L208 175V173H209V171L208 170H205ZM217 167V168H216ZM220 167H221V171H222V169H223V171H222V173L220 172ZM253 167V168H252ZM155 168V169H154ZM198 168H200L199 170H198ZM232 168V169H231ZM257 170H255V169ZM260 170H259V169ZM263 168V169H262ZM159 170V172H158V170ZM173 169L174 170H177V169H182L181 170V172H179L178 170V172H176V171H174L173 172ZM226 169V170H225ZM250 169V170H249ZM253 169V170H252ZM201 170H202V172H201ZM203 170H205V171H207L206 173H203V172H205V171H203ZM227 171L226 173L229 175V176H233V174H234V176H236L235 178H236V180L234 179V177H229L228 175H223V176H228L227 178L225 177H221L222 176V174L225 172V171ZM230 170H232L231 172H230ZM249 170V171H248ZM259 170V171H258ZM151 171V172H150ZM157 171V172H156ZM161 171V172H160ZM198 171H199V173H198ZM233 171H235V172H233ZM262 171V172H261ZM163 172V173H162ZM170 172V173H169ZM193 172H194V175L196 174L195 172H197L198 173V175L200 174V175H202L201 177H200V179H199V176H196L195 175V177H193V178H191L192 176H194L193 175ZM220 172V173H219ZM167 173H168V175H167ZM175 173V174H174ZM248 173V174H247ZM262 175H261V174ZM148 174V175H147ZM171 174V177H169V178H172V176H174V175H177V176H175V179L173 180V178H172V182H170V179L169 178H167L169 175ZM192 174V175H191ZM204 174H208L207 175V177H209V178H207V181L208 180H210V178H211V181H210V183H209V181H208V183H209V185H208V183L206 182V184H205V182H203L204 181V177L206 176V175H204ZM225 174V173H224ZM165 175L167 176L166 178H165ZM180 175L181 176H186V175H188L187 176V178H186V180H185V178L184 177H182L184 180H181V181H183V183H184V181L186 182V183H189L190 185L192 184V186L193 187H191L192 189L191 190H189L190 189V186L188 185V184H183L182 182V184H180L179 182H180V180H179V182H177L176 181V178H179L180 177ZM218 175H221V176H218ZM160 176H162V177H159ZM189 176H191L190 178H189ZM204 176V177H203ZM255 176V175H254ZM256 176H258V175H256ZM198 177V178H197ZM218 177H220L221 179H226V180H221L220 178H218ZM237 177H239V179L240 178H242L243 177V179H245V180H238V181H241L242 182V184H244L245 185V182L247 181V183L250 181L251 182V186H249V184H247L246 183V185H247V189H244L246 186H244V188H243V186L241 185V182H237V183H239V184H236L235 183V181H237ZM181 177H180V179H182ZM190 179L189 180V182H188V180L187 179ZM196 178H197V181H196ZM205 178V179H206ZM248 178V179H247ZM151 179V180H150ZM165 181V180H168L169 179V181H166V182H163V180ZM192 179V180H191ZM193 179H195V180H193ZM199 179V180H198ZM203 179V180H202ZM221 181H220V180ZM230 179L232 180V181H230ZM253 179V180H252ZM157 180H159L160 182H159V184H158V181ZM200 180H202L201 182H200ZM217 180H218V182H217ZM235 180V181H234ZM260 180V181H259ZM263 180V181H262ZM150 181V182H149ZM152 181V182H151ZM157 181V182H156ZM191 181H194V182H192L191 183ZM212 181H214L213 182V184H212ZM219 181H220V183L221 182H225V184L223 185V183L221 184L223 187H224V189H222L223 187L219 184ZM226 181L228 182V192L229 191H231V190H237L238 189V187H240L239 189L240 190H242V191H240L239 189L237 190L238 192V194H240L239 195V197H238V195H237V193L234 191V194H233V191H232V193H230L229 192V195H230V197H231V194H233L234 196H237V197H235V199L234 200H236V201H234L235 203H233L232 201H233V199H232V197H231V199H232V201L230 200V201H228L229 200V198L226 200L225 199V197H229L228 196V192L226 193V189H227V187H225V185H226ZM253 181V182H252ZM257 181L259 182L258 184H257ZM168 182H170V184L172 185V183L173 182H175V183H177V185H178V183L181 185L180 186V189H181V187L183 188V190H182V192H179L180 190L178 189V187H177V185H172V187H174V186H176V190L178 191H175V188H172V190L174 191H172L171 190V185L168 183ZM198 182H200V183H198ZM232 182H234L233 184H234V189H230V185L231 186H233V184H231ZM244 182V183H243ZM149 183H151L152 185H154V186H156V183L158 184L157 185V188H155L154 189V186H152L151 184H149ZM193 183H197V184H193ZM202 183H203V185H207V187H203V191L202 190H200V186H203L202 185ZM219 185H218V184ZM254 183V184H253ZM257 185H256V184ZM168 185V187L170 188V189H167V190H171L170 192L169 191H167V193H166V191L164 190L165 189V187L164 186H167ZM153 187L152 189L155 191L154 192V194H152L153 193V190L152 189H150V190H152L151 192H150V190H148L151 194H147V195H150V196H152L151 198H148L147 196H145L146 195V191L147 190H145L146 188L147 189H149L151 186ZM161 185H164L163 187H164V189H163V191L165 192V194H167V195H169V197H167V199L168 198H170L171 199V201H170V206L168 205L169 204V200L170 199H168V201H167V199H166V197H165V195L163 194L164 192H162V190H160L162 187H161ZM183 185V186H182ZM185 185V186H184ZM189 187H188V186ZM198 185H200V186H198ZM216 185H218L219 187H222V188H220V189H222L221 191H223L224 190V192L227 194V196H225V194H224V192H221L220 191V189L218 188V186L216 187ZM235 185L237 186V187H235ZM240 185V186H239ZM254 185V186H253ZM256 185V186H255ZM147 186H149V187H147ZM195 186H197L196 188H198V189H196L197 190V192H198V194H196V196H195V198H197V199H194L193 197H191V199H188V200H193L191 203L189 202V201H187V199H184V196L183 195H185V194H187V195H185V196H187V197H185V198H188V197H190V196H193V195H195V193H196V190H195ZM208 186L210 187V189L208 188ZM258 186H259V191L256 189V188H258ZM168 187H166V188H168ZM187 187H188V189H187ZM241 187L243 188V189H241ZM251 187H253V189L255 190V192H256V195L258 196H256V198H254V194H255V192H253V190H251L252 188ZM185 188V189H184ZM202 188V187H201ZM217 188V191H218V193L217 192H215L216 189ZM233 188V187H232ZM236 188V189H235ZM251 188V189H250ZM190 192V191H195L194 193H192V195H190L191 193H188L187 192V190ZM194 189V190H193ZM212 189H214V190H212ZM230 189V190H229ZM261 189H264L263 187L261 188ZM143 190H145V195H144V197H147L148 199L146 200L145 198V200L143 199L142 200V195H143V193L142 192H144ZM186 191V193H185V191ZM204 190H208V192H210L209 194H210V197L208 196V195H206V193H207V191L205 192ZM210 190V191H209ZM245 190V191H244ZM250 190V191H249ZM125 192L126 191V188H124V189H120L119 190V192L117 193V195L116 196H118L121 192ZM244 191V192H243ZM247 191H249L248 193H247ZM251 191H252V193H251ZM159 192H161L162 194H160ZM175 192H177L176 194L177 195H179V196H181L182 198H183V200L184 201H182L180 198H179V196H178V198L179 199H177V201H176V198H177V196L175 195L174 196V194H175ZM199 192H202L203 194H205L206 195V197L201 193V195L202 196H200V193ZM205 192V193H204ZM240 192H243V193H240ZM262 192V193H261ZM171 193H173V194H171ZM178 193H182L181 195L180 194H178ZM220 193H223V195L225 196L223 199H225V201H228V203H230V202H232V205H237L238 203H242V204H244V205H241L240 204V206L241 207H243L244 209H243V211L246 209L247 210V212H249V216H250V218L252 217V215H257V216H253V218H255L256 220V223H257V225H256V223L254 224L253 222H251L250 220H249V217L248 216H246L247 214V212H245L244 214H242V213H239L240 215V217L239 216H237L238 215V213L236 214H234V212H233V210H231L232 208L233 209H235V212H236V207L234 206V207H232V205H231V203H230V205L228 204V203H226V202H223L222 200H219V201H216V199L218 200V198H220L221 196L219 195ZM249 193H250V195L252 194V196H253V199L251 200L250 199V197H248V195H249ZM141 194V195H140ZM216 194V195H215ZM244 194H245V196L246 197H244ZM261 194H262V196H261ZM162 195H164L162 198H161V196ZM199 195V196H198ZM214 195L216 196V199H214V201H216L217 202V204H218V202H222V203H226L227 205H229V208H227L226 206L224 207L223 206V208L221 207L220 209H218V210H224V208H225V214H226V212H227V214H228V212H229V214L230 215H225V214H222L221 216L223 217L224 215V217H223V219L226 217V218H229L230 216H232L233 217V219H231L232 217H230V221L231 220H233L234 222H230L231 224L233 223V227H234V223L236 224L235 226L237 227L238 226V228H237V230L239 231V233H240V236H241V233L243 234L241 237L243 238V239H245L243 236L246 234V233H248V236L247 237H249V238H246L245 239V241L241 238V240H243V241H239V239L240 238H237V240L236 241H234V243L233 244H235V243H237V247L235 246V245H232V243H230L231 241H233V236H235L237 233H235L234 231V235L232 236V234L231 235H228L227 234V232H224V233H222V231H223V228H222V226H224L225 224L223 223L224 221H226L227 219L225 218L224 220H223V222L222 221H220V222H222L223 223V225H221V224H218V222H214V226H213V218L215 219V217L217 218V219H220V218H218L219 216H220V214L221 213H218V212H220V211H218V212H215V213H217L216 215H215V213L213 212V210H211V207L215 210V208L217 207L214 203H216V202H214L213 201V197H214ZM219 197H218V196ZM222 195V194H221ZM249 195V196H250ZM149 196V197H150ZM173 196V197H172ZM240 196H243L242 198L240 197ZM252 196H251V198H252ZM176 197V198H175ZM218 197V198H217ZM174 198H175V200H174ZM234 198V197H233ZM239 198H241V199H239ZM243 198H245V200L246 201H243V202H247L248 203V201H247V199H249V201H253V200H256V201H253L254 202V206H253V202L251 203V202H249L250 204H249V206H246V205H248V204H246V203H243L242 202V200H243ZM151 199V200H150ZM164 199V201L166 200L167 202H168V204H167V202H164V206H163V201L162 200ZM221 199H222V197H221ZM241 200V202L239 201V200ZM150 200V201H149ZM186 200V201H185ZM194 200L196 201V200H199L200 202H202V203H205V204H203L202 205V203H201V206H203V207H200V202L198 201V206L201 208V210H202V213L200 212V213H198L199 211H201L200 210V208L197 206V202L195 203L194 202ZM211 200V201H210ZM143 201H145V202H143ZM147 201H149L148 203H146ZM172 201H173V203H172ZM175 201V202H174ZM179 201V203H181V202H187V203H189L190 204V206H193L194 207V205H195V208H194V210H193V207H191V208H189L190 210L187 212L186 210H188V208H187V206H189V205H187V203H185L184 205H186V206H184L183 207V204H181L182 206H180V204L178 203V205H179V207H178V205L177 204H175V203H177ZM161 202V203H160ZM208 202V203H207ZM209 202H211L210 203V206H209ZM213 202V203H212ZM219 203V205L220 204H222V203ZM146 203V204H145ZM193 203V205H191ZM161 204H162V206H163V208L165 207V210L164 209H162V206H161ZM212 204H214L216 207L214 208V205L212 206ZM139 205V206H140ZM168 205V206H167ZM223 205V204H222ZM166 206L167 207H169V208H166ZM204 206H205V208L207 207V209H203L204 208ZM221 206V205H220ZM220 206H218V207H220ZM260 208H259V207ZM178 207V208H177ZM180 207H183V208H180ZM230 207H232V208H230ZM237 207H239V206H237ZM252 207V208H251ZM253 207H254V209L255 210H257V211H259V213H257L256 211H254V209H253ZM257 209H256V208ZM186 208V209H185ZM248 208H249V210H248ZM262 208V209H261ZM160 209V210H159ZM179 209H181L180 211H179ZM192 209V210H191ZM199 209V210H198ZM226 209H230V211L229 210H227L226 211ZM239 209H241L240 207L238 208V211H242V210H239ZM253 209V211H251ZM260 209V210H259ZM163 210V212H160V211H162ZM183 210V211H182ZM206 212H204V211ZM212 212H211V211ZM263 210V211H262ZM159 211V212H158ZM179 212L178 214L177 213H174V212ZM158 212V213H157ZM187 212V213H186ZM197 212V213H196ZM208 212V213H207ZM222 212V211H221ZM231 212V213H230ZM164 213V214H163ZM214 213V214H213ZM264 213V212H263ZM213 217H212V216ZM241 215H244L245 217H248L247 219L252 223V224H250L249 222H248V220H246L247 222H248V226L246 225V221H244L245 219H242V218H245L244 216H241ZM212 218V220L211 219H209L210 217ZM218 216V217H217ZM235 216H237V218H239V219H237ZM263 216H264V214H263ZM195 218V219H194ZM252 218V219H253ZM163 219H164V221H163ZM261 219V218H260ZM263 220H264V217L262 218ZM198 222H197V221ZM209 220H211L212 222H209V224H208V221ZM216 220V219H215ZM220 220H222V219H220ZM229 220V219H228ZM254 220V219H253ZM194 221V222H193ZM216 221H218V220H216ZM245 223H244V222ZM258 221H259V223H258ZM203 222V223H202ZM219 222V223H220ZM238 222H240L241 224H242V226L240 225V223L238 224ZM201 223H202V225H201ZM210 223H212V225L210 224ZM226 223H227V221H226ZM229 223V224H230ZM264 223V222H263ZM262 223V224H263ZM199 224V225H198ZM216 224V225H215ZM229 224L227 223V225H225V227L227 228L228 226H229ZM245 224V225H244ZM211 225V227H212V229L213 230H215L216 229V227L217 226H220L221 228H222V231H220L219 230V228H217L216 229V231H217V233H219L220 234V232H221V235L222 234H224V236H223V238L225 237V235L227 234L228 235V237L229 236H232V238L231 237H226V239H228L229 240V242H228V240H225L226 242H228V243H230L229 245H228V243L227 244H222V243H224L225 241H223L222 243H220L221 241L220 240H218V239H222V236L220 235L219 237L220 238H218V239H216L215 237H218V234L215 232V231H213V230H211V227L209 228V226ZM256 225V226H255ZM231 225L229 226V227H232ZM245 226H247V228H250L251 229V231H250V229H248L247 230V228L245 229ZM250 226V227H249ZM251 226L253 227V226H255V228L253 227V229L251 228ZM167 227V228H166ZM225 227H224V229H225ZM233 227H232V229H233ZM258 227V228H257ZM241 228H242V232L240 231L241 230ZM260 228V229H259ZM261 228H263V229H261ZM195 229H197V230H195ZM207 229V230H206ZM208 229L209 230H211V231H213V233L211 234V235H213L214 234V232L217 234V235H214V236H211L210 234H208V233H210L209 231H208ZM229 229V228H228ZM235 229V228H234ZM257 229V230H256ZM246 230V231H245ZM252 230H254L255 231V233L258 235H256V234H254V231L252 232ZM219 231V232H218ZM227 231V230H226ZM231 231V230H230ZM230 231L228 230V232L230 233ZM237 231V232H238ZM246 233H245V232ZM251 233H250V232ZM257 231H260L259 233L257 232ZM263 233H262V232ZM190 234H189V233ZM208 232V233H207ZM232 231H231V233H233ZM209 235V236H211V237H214L215 238V240H214V238H211V237H209L207 234ZM226 233V234H225ZM245 233V234H244ZM186 234V235H185ZM207 235V237H209V240H211L213 243H212V245H210V244H208L209 242H211V241H209L208 239H207V237H206V235ZM252 234V235H251ZM263 234V236H260V235H262ZM112 235V234H111ZM190 235V236H189ZM204 235H205V238H204ZM226 235V236H227ZM175 236H176V238H175ZM187 236V238H185ZM239 235L237 234V237H238ZM245 236V237H246ZM189 237V238H188ZM259 237V238H258ZM260 237H263V238H260ZM186 240H185V239ZM211 238V239H210ZM190 239V240H189ZM206 239V240H205ZM234 239H236V237H234ZM247 239H249V241L247 240ZM260 239H262V240H260ZM209 242H208V241ZM218 240V241H217ZM231 240V241H230ZM247 240V241H246ZM187 241V242H186ZM215 241H217V242H215ZM237 241H239L240 242V245H239V243L237 242ZM244 242L246 243H248V244H246V245H248V249H245L247 246H244L245 244H244ZM215 243V244H214ZM241 243H243V244H241ZM192 244V245H191ZM203 244V245H202ZM205 244V245H204ZM207 244V245H206ZM219 245V247H217L216 246V248H214V249H219L220 251H217V250H214V251H211L210 249H208L207 250V248H204L205 246H207V247H209L208 245H210V247L212 246V247H215L214 245ZM196 245V246H195ZM225 245V246H224ZM231 245L232 246H234V248H232L231 247ZM238 245H239V248H240V246H244L245 248H240V250H238ZM260 245V246H259ZM203 246V247H202ZM200 247V248H199ZM209 247V248H210ZM187 248V249H186ZM225 248H227V250H225ZM230 248V250H228ZM232 248V249H231ZM237 248V249H236ZM186 251H185V250ZM189 249H191V250H189ZM201 249H203V250H201ZM213 249V248H212ZM236 249V250H235ZM189 250V251H188ZM210 250V251H209ZM227 251V252H226ZM234 251H235V253H234ZM109 257H110V262H109V264H115V256L117 255V247H116V245H115V243H114V239L111 237L110 238V243H109ZM114 259V260H113ZM191 261H193V262H191ZM208 259V260H207ZM200 262H199V261ZM128 261V262H127ZM197 261V262H196ZM221 261V262H220ZM126 262V263H125ZM183 262V263H182ZM220 262V263H219ZM169 263V264H170ZM216 263V264H217ZM117 264V263H116ZM176 264V263H175Z\"/></svg>",
    "mask_w": 264,
    "mask_h": 264
},
{
    "label": "water",
    "instance_id": "water-1",
    "mask_svg": "<svg viewBox=\"0 0 264 264\" xmlns=\"http://www.w3.org/2000/svg\"><path fill=\"white\" fill-rule=\"evenodd\" d=\"M165 1V10L157 6L155 11L159 14V21L161 25L173 24L176 27L175 19L170 18V14L174 11L182 13L180 6L175 0ZM26 5L29 11L31 22L35 28V32L39 37L40 44L46 56L50 59L53 65V52L50 51V45L59 49L63 56V67L61 70L60 81H64L67 77L78 74L81 71V59L83 54L87 53L89 49L85 43V36L80 27L73 20L70 12L66 6V0H26ZM174 5V7H173ZM47 12L49 23L48 42H45V37L40 31V24L37 23V14ZM54 67V75L57 68ZM128 69V68H127ZM130 74V73H129ZM22 79V96L12 93L6 87L7 94L12 101H17L18 104L24 106L37 105L46 109L57 120H61L59 109L46 100H40L33 94L34 81L30 75L25 71L20 73Z\"/></svg>",
    "mask_w": 264,
    "mask_h": 264
}]
</instances>
